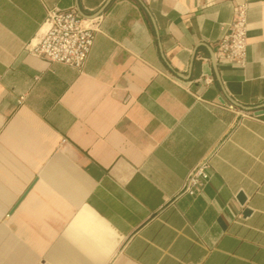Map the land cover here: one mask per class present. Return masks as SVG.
I'll return each instance as SVG.
<instances>
[{"label": "crops", "instance_id": "crops-1", "mask_svg": "<svg viewBox=\"0 0 264 264\" xmlns=\"http://www.w3.org/2000/svg\"><path fill=\"white\" fill-rule=\"evenodd\" d=\"M236 1L0 0V264H264V0L243 68ZM52 8L97 29L79 71L30 52Z\"/></svg>", "mask_w": 264, "mask_h": 264}, {"label": "built area", "instance_id": "built-area-1", "mask_svg": "<svg viewBox=\"0 0 264 264\" xmlns=\"http://www.w3.org/2000/svg\"><path fill=\"white\" fill-rule=\"evenodd\" d=\"M246 12V0L236 1L231 22L220 28L222 36L217 48L223 61L240 68L246 62ZM96 32L97 29L88 25L87 19L77 10L52 8L47 10L41 38L30 52L48 64H61L79 71L90 52ZM208 82L204 80V83ZM229 108L233 109L232 106ZM208 168L206 162L195 167L185 181L184 191L192 192L202 188L208 179Z\"/></svg>", "mask_w": 264, "mask_h": 264}, {"label": "water", "instance_id": "water-1", "mask_svg": "<svg viewBox=\"0 0 264 264\" xmlns=\"http://www.w3.org/2000/svg\"><path fill=\"white\" fill-rule=\"evenodd\" d=\"M85 19H88L87 17H85V16H83ZM90 19V18H89ZM262 113H264V109H262V110H258L255 114L256 115H258V114H262ZM237 199H238V201L240 202V203H243L244 202V196L240 193V194H238V196H237ZM249 213V211L248 210H244V212H243V214L244 215H247Z\"/></svg>", "mask_w": 264, "mask_h": 264}]
</instances>
